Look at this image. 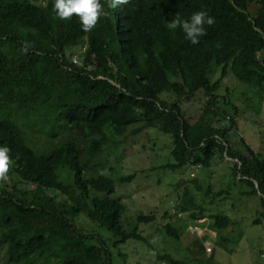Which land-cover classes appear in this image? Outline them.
Masks as SVG:
<instances>
[{"label":"trees","instance_id":"trees-1","mask_svg":"<svg viewBox=\"0 0 264 264\" xmlns=\"http://www.w3.org/2000/svg\"><path fill=\"white\" fill-rule=\"evenodd\" d=\"M99 2L96 24L84 31L76 14L59 18L53 0H0V145L9 149L14 177L11 187L0 185V264H118L98 228L116 238L114 248L146 242L138 230L123 229L124 207L109 198L116 183L131 182L135 173L112 178L87 172L95 170L91 158L115 149L116 139L149 128L171 140L172 162L160 168L175 173L188 165L227 164L246 195L259 199L264 218V155L231 146L237 109L225 96L219 102L228 75L264 89V0ZM200 10L214 22L203 25L196 44L179 26H166ZM82 45V56L90 58L75 65L70 50ZM200 92L205 104L188 118L182 101ZM174 180L182 188L177 212L190 222L209 216L217 231L230 224L227 216L195 204L189 181ZM190 182L201 191L197 177ZM81 217L93 224L89 233L76 225ZM136 219L148 225L156 217ZM161 220L166 236L179 240L181 223Z\"/></svg>","mask_w":264,"mask_h":264},{"label":"rangeland","instance_id":"rangeland-1","mask_svg":"<svg viewBox=\"0 0 264 264\" xmlns=\"http://www.w3.org/2000/svg\"><path fill=\"white\" fill-rule=\"evenodd\" d=\"M39 2L42 4V0ZM84 49V46H79L70 50L72 62H82ZM211 68L215 74H219V67V70L214 66ZM256 88L228 75L221 81L219 93L222 94L219 95V102L221 104L222 97L225 96L237 109L234 118L236 127L229 132L231 146L244 150V145H247L264 155V89ZM205 101L202 92L195 94L189 101H182L186 116L193 118L198 115ZM224 109L228 111L229 108L224 106ZM225 120L228 122L229 116ZM43 140L40 137L39 143ZM116 141L115 149L108 147L100 155L91 158L96 166L93 172L89 171L87 174H105L116 178L118 174L126 176L135 173V179L131 182L116 185L109 198L124 207L120 214L123 229L138 230L146 242L129 240L114 248L116 238L105 229L98 228L111 254L117 256L118 264H168L161 259L165 256L181 264H264V218L258 214L262 211L259 199L246 195L248 188L233 179L231 167L218 162L202 170H194L192 165L175 173L163 170L160 168L162 165L172 162V144L167 135L154 128ZM80 156L88 158L83 149L80 150ZM12 175L9 166L8 171L0 175V185L11 187L14 180ZM175 177L189 181L187 185L196 196L197 206H201L207 214L227 216L230 224L217 231L210 225L213 219L207 216L205 219L209 227L206 230L197 235L191 232L188 234L186 229L190 221L185 214L172 209L178 203L182 191V188L179 191V187H176ZM196 177L202 188L200 192L190 182ZM66 179L70 180L68 177ZM65 183L71 184L68 181ZM218 193L221 194L216 195ZM140 215H151L156 220L148 225H139L136 218ZM161 218L171 220L174 227L181 223L179 240L166 236L161 227L164 224ZM257 219L259 224L255 223ZM75 221L86 233L93 229V224L85 218ZM208 250H212V253L206 254L205 251ZM4 252L2 250V254Z\"/></svg>","mask_w":264,"mask_h":264},{"label":"clouds","instance_id":"clouds-1","mask_svg":"<svg viewBox=\"0 0 264 264\" xmlns=\"http://www.w3.org/2000/svg\"><path fill=\"white\" fill-rule=\"evenodd\" d=\"M126 2L127 0H114V5L115 7H122ZM53 10L56 15L61 19H66L71 17L73 14H76L81 21V26L83 30L89 31L96 24L97 18L101 14V4L99 0H53ZM213 22V17L209 16L206 11L200 10L192 13L188 20H184L179 15H177L174 19L168 22L166 26L169 29H175L179 26L181 30L185 33L186 38L190 40L192 44H196L198 37H200L204 33L203 25H212ZM82 46L85 47V45ZM85 58L83 57L81 63L86 64L90 58V54L86 63H84ZM70 60L72 62L71 57ZM72 63L75 65L81 64H77L74 60ZM8 153L9 149L6 146L0 145V175L6 173L8 171V167L10 166ZM175 178L179 180V178ZM179 181L182 182L183 179H180ZM118 184L120 183L115 184V188ZM29 188H31V186ZM172 209H174V207ZM173 213H176L175 210L173 211ZM208 227L209 224L206 219L201 218L190 223L188 222L186 232L188 234L191 232L197 235L199 233H202V231L206 230ZM204 236L207 235L204 234ZM205 253L211 254L212 250L205 251Z\"/></svg>","mask_w":264,"mask_h":264},{"label":"water","instance_id":"water-1","mask_svg":"<svg viewBox=\"0 0 264 264\" xmlns=\"http://www.w3.org/2000/svg\"><path fill=\"white\" fill-rule=\"evenodd\" d=\"M88 58H89V54H87L86 58L84 59V63L87 62Z\"/></svg>","mask_w":264,"mask_h":264},{"label":"bare ground","instance_id":"bare-ground-1","mask_svg":"<svg viewBox=\"0 0 264 264\" xmlns=\"http://www.w3.org/2000/svg\"><path fill=\"white\" fill-rule=\"evenodd\" d=\"M65 56H66V54H65ZM65 56H64V57H65ZM65 58H66V57H65Z\"/></svg>","mask_w":264,"mask_h":264}]
</instances>
